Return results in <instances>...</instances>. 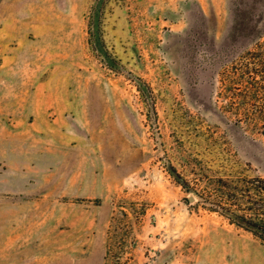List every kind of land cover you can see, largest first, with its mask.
<instances>
[{
  "label": "rangeland",
  "instance_id": "1",
  "mask_svg": "<svg viewBox=\"0 0 264 264\" xmlns=\"http://www.w3.org/2000/svg\"><path fill=\"white\" fill-rule=\"evenodd\" d=\"M259 41L264 0H0V264H264L178 182L264 177V134L217 96Z\"/></svg>",
  "mask_w": 264,
  "mask_h": 264
},
{
  "label": "trees",
  "instance_id": "2",
  "mask_svg": "<svg viewBox=\"0 0 264 264\" xmlns=\"http://www.w3.org/2000/svg\"><path fill=\"white\" fill-rule=\"evenodd\" d=\"M219 82L217 96L225 101L224 111L236 123L264 134V41L233 58L220 72ZM178 182L186 193L196 195L195 205H191L194 197H184L190 210L217 213L264 241L263 176L220 174L200 163L192 175L184 174Z\"/></svg>",
  "mask_w": 264,
  "mask_h": 264
},
{
  "label": "crops",
  "instance_id": "3",
  "mask_svg": "<svg viewBox=\"0 0 264 264\" xmlns=\"http://www.w3.org/2000/svg\"><path fill=\"white\" fill-rule=\"evenodd\" d=\"M15 15H18V14H15ZM31 94H32V97L35 99L32 102V106H33L32 108H34L36 110V112L39 114L43 113L44 115H47L52 110V105H51L50 101H48V102L41 101V98L50 97L49 93L42 92L40 90H34V91H32ZM17 258H19V256H17Z\"/></svg>",
  "mask_w": 264,
  "mask_h": 264
}]
</instances>
